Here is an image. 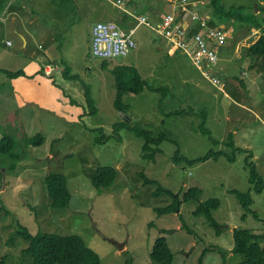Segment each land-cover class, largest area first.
<instances>
[{
    "label": "rangeland",
    "instance_id": "obj_1",
    "mask_svg": "<svg viewBox=\"0 0 264 264\" xmlns=\"http://www.w3.org/2000/svg\"><path fill=\"white\" fill-rule=\"evenodd\" d=\"M7 1L15 6L17 16L7 11L8 6L0 13V21L5 19L13 27L4 30L0 25L4 45H0V70L24 74L11 78L0 72V139L4 134L15 138L20 156L10 170L12 162L7 160L0 175V264L28 263L24 253L28 243L15 229L21 226L33 235H78L98 254L101 264H157L150 259V252L162 235L173 254L172 264H239L243 257L231 251L232 230L264 232V194L251 192L256 219L241 208L231 192L251 188L244 163L250 155L264 180V75H253L248 69L252 59L247 53L253 43L251 36L260 31L237 30L236 23L213 17L211 0H193L201 11L209 13L193 9L200 19L208 17V28L224 26L227 32L216 48L219 60L214 71L220 83L214 85L185 52L175 49V57L168 55L172 46L167 37L150 26L137 27L133 36L137 46L127 56H93L94 24L110 20L124 28L135 24V18L124 13V4L116 6L109 0ZM172 2L173 11L180 12L182 8ZM220 2L226 9L243 6L245 11L264 15V0ZM164 12L162 15L170 13ZM146 18L155 24L158 17L154 21ZM17 30L23 34H16ZM195 30L205 34L199 23ZM44 50L53 62L49 75L35 60V54ZM116 66L134 67L151 85L165 90L125 94L122 103L126 112H120L114 105L112 73ZM236 94L239 99L233 97ZM172 110L189 114L165 115ZM199 110L207 112L204 131H196L201 123L195 114ZM119 121L148 129L153 135L163 134L158 153L144 158L143 138L127 129L115 132L113 125ZM207 131L222 144H213ZM101 132L111 138L96 144ZM230 133L234 145L245 150L236 154L233 163L223 157L197 163L174 160L176 152L189 161L209 150L230 153L225 144ZM37 134L43 136L40 144L24 143L25 138ZM100 166L114 167L117 176L108 189L98 193L88 174ZM51 173L67 179L71 200L65 208L50 205L45 178ZM140 174L156 183H144ZM194 187L201 191L196 200L182 202L174 213L157 214L156 209L173 202L165 194L153 196L158 188L172 191L182 201L183 194ZM208 199L220 202L213 211L220 235L204 215L193 214L197 205ZM162 230L173 232L162 234Z\"/></svg>",
    "mask_w": 264,
    "mask_h": 264
},
{
    "label": "trees",
    "instance_id": "obj_2",
    "mask_svg": "<svg viewBox=\"0 0 264 264\" xmlns=\"http://www.w3.org/2000/svg\"><path fill=\"white\" fill-rule=\"evenodd\" d=\"M8 4L7 0L0 1V13ZM211 12L213 17L219 21H231L236 23V29H245L249 33L253 28L260 29L261 33L258 38L247 48V53L252 60L248 69L251 70L253 75L262 74L264 75V18L260 14L245 11V7L232 6L228 9L220 2V0H211ZM257 9V8H256ZM260 10V9H257ZM212 16V15H211ZM161 20V19H160ZM119 25V24H118ZM121 26V25H120ZM123 27V26H122ZM133 27V26H132ZM124 28V27H123ZM127 28V26H125ZM5 73L8 77L15 78L23 75L22 71L8 72L0 70ZM115 87H116V98L115 107L120 112L125 113L126 105L122 103V98L125 94H140L144 90L151 92H163L165 87L153 86L147 80H145L134 67L130 66H116L113 69ZM215 75V74H214ZM219 76V75H218ZM264 79V76H263ZM242 86L246 85L240 81ZM167 90V89H166ZM190 114L194 113V110H188ZM179 115L189 114L185 110H172L165 113V115ZM198 115L201 123L197 127L200 130H205L203 123L206 121L207 112L205 110H199L195 113ZM120 129H127L134 132L138 137H142L144 143L142 150L144 158L153 157L158 153L157 146L164 139L163 134L153 135L151 131L144 128H137L125 121H119L113 125V130L118 132ZM101 131V129H99ZM207 130V129H206ZM209 132V133H208ZM210 135V131H207ZM111 137L105 136L102 132L100 136L95 138L96 144H104ZM120 139V136H118ZM227 147L231 150L228 153L226 150H209L203 157L189 161L185 157H178L176 152L174 160H185L187 163H197L207 161L208 159L218 160L221 157L225 158L227 162L233 163L235 161L236 154L243 153L245 150L234 145L233 134L230 133L227 136ZM210 140L213 144H222L219 140H214L210 135ZM43 141V136L37 134L30 138H25L24 143L29 145H38ZM17 142L16 139L9 135H3L0 139V156L2 158L0 163V175L2 168L7 164V160L12 163L9 164V170L15 167V162L20 159L19 153L16 151ZM251 155L244 158L245 167L248 169V182L251 188L247 192H240L238 190H232L231 192L236 196L239 204L243 210L252 213L254 218L258 219V214L251 210L253 205L252 193L264 194V180L258 173L256 165L251 161ZM117 176V170L111 166H100L94 170L93 173L88 174V178L92 186L101 193L103 189H108L115 181ZM144 178V183H156L154 180L145 178L144 174H140ZM46 190L50 199V205L52 208L61 209L68 206L71 200V193L67 187V179L60 173H51L45 178ZM200 189L194 187L189 188L184 194L182 201L179 200L172 191L158 188L152 193L153 196L157 197L161 194L168 195L173 198L171 205H168L161 209H156L158 215H165L176 212L182 202H188L190 200H196L200 194ZM264 196V195H263ZM220 202L217 199H208L205 202H200L194 210V215H204L207 222L216 229V234L220 235L221 226L213 217V211L217 210ZM243 219L245 215L242 216ZM17 233L21 236L24 241L28 243V247L24 250L27 254V264H101L100 258L96 252L89 248L84 240L78 235H59V234H48L38 232L31 234L27 228L16 227ZM187 230L191 232L188 228ZM173 231L162 230V234L172 233ZM233 239L234 247L231 250L233 253L243 257V260L239 264H264V232L253 231L250 229H237L234 228ZM13 243V240L11 239ZM29 257V258H28ZM150 259L157 264H172L173 254L169 249L165 236H160L154 242L151 252ZM126 264H131L127 261Z\"/></svg>",
    "mask_w": 264,
    "mask_h": 264
},
{
    "label": "built area",
    "instance_id": "obj_3",
    "mask_svg": "<svg viewBox=\"0 0 264 264\" xmlns=\"http://www.w3.org/2000/svg\"><path fill=\"white\" fill-rule=\"evenodd\" d=\"M116 6L124 4L122 0H109ZM181 7L189 5L190 0H175ZM174 15L172 13L163 15L161 20L163 25L151 26L161 35L167 37L175 45V47L185 52L193 62V64L199 68L202 75L207 80L211 81L214 85L220 83V80L211 71V68L216 65L218 55L216 53V45L222 42L225 34L221 31V28H208L207 18L200 19L197 12L190 11L189 19L183 21L182 25L170 29L173 24ZM136 26L123 29L115 22H97L92 29V54L102 59L127 56L130 52L134 51L137 44L133 39L134 33L137 27L145 25L150 26V22L145 16L136 17ZM200 24L205 34L196 33L189 34L186 32V28L195 27L196 24ZM181 36L175 38L176 36ZM10 41H6V45H10Z\"/></svg>",
    "mask_w": 264,
    "mask_h": 264
},
{
    "label": "crops",
    "instance_id": "obj_4",
    "mask_svg": "<svg viewBox=\"0 0 264 264\" xmlns=\"http://www.w3.org/2000/svg\"><path fill=\"white\" fill-rule=\"evenodd\" d=\"M172 1H174V0H125V2L123 1L124 4L126 3L125 5H123L124 6V13L127 14V15H130V16H133L135 18V24L134 25H129L127 28H123L120 25L119 26L121 28H123V29H126V30L129 29V28H132V26L133 27L136 26V24H137L136 16L149 17V18H152L153 21L155 20L153 18L158 17L155 20L156 21L155 24H158L159 21H160V19H161V17L163 16L162 14L166 13V12H164V10H168V12L173 13L174 16H176V17L181 16V21L182 22L183 21H187L189 19L188 18V10L185 7H181L182 9L180 10V12H178V13L177 12H174L173 9H172V6H171V3H173ZM190 2L192 4L191 5L192 6V9H195L197 11L200 10V8L197 7V4L192 3V2H194L193 0H190ZM6 6H8L7 7V11L10 10V11H12L14 13L15 16H17V14L15 13V10H14V7L15 6H12V4L6 5ZM135 10L140 11V13H137ZM201 12L209 15V13L207 12V10H204V11H201ZM255 12H259V10L256 9ZM0 25L4 28V30H6V29H12L13 30V27L8 22L6 23V20L5 19H4V23H2L0 21ZM151 29H153V28H151ZM257 30L260 31V29H257ZM19 32L20 31L17 30L16 34H18ZM20 33L23 34V32H20ZM260 33H261V31L258 32V34H255V36H251V38H252L251 43L254 42L258 38V36H259ZM45 36H47V32L45 33ZM14 37H15V35H14ZM9 40H11V39H9ZM167 40L169 41V44L172 46V47L169 46V48H168L169 50H168L167 53H168V55L172 54V57H175L176 56L175 49H177V48L171 42V40H169L168 38H167ZM11 41L13 42V40H11ZM0 45H2L4 47V45L2 44V41H0ZM26 45H27V42H26ZM178 51H180V50H178ZM33 54L34 53H32V55ZM35 60L37 61L38 65H40L41 67H43L44 69H46V74L49 75L48 73H49L50 69L53 68V62L51 61L52 60V57L49 55L48 50H44L43 53L42 54H39V55L35 54ZM243 74H244V76H246L247 73L246 72H243ZM233 97L239 99V95L238 94L234 95Z\"/></svg>",
    "mask_w": 264,
    "mask_h": 264
},
{
    "label": "bare ground",
    "instance_id": "obj_5",
    "mask_svg": "<svg viewBox=\"0 0 264 264\" xmlns=\"http://www.w3.org/2000/svg\"><path fill=\"white\" fill-rule=\"evenodd\" d=\"M178 4V3H177ZM179 5V4H178ZM181 7V6H180ZM187 10H188V18H189V13H190V11H192L193 9H192V7L190 6V5H188V6H186L185 7ZM167 14H169V13H167ZM166 15V14H165ZM178 18H179V16L178 17H176V16H174L173 17V20H174V22H173V24L170 26V29H174L175 27H177V26H179V25H182V21H178ZM148 20V19H147ZM149 21V20H148ZM102 22H114V21H102ZM150 22V21H149ZM95 25V24H94ZM94 25H93V27H94ZM160 25H163V22H162V20H160L159 21V23L158 24H152L151 22H150V27L151 26H155V27H157V26H160ZM93 27H92V29H93ZM221 31L225 34V37H224V39H223V41L225 40V38H226V35H227V32L225 31V29H224V26H221ZM186 32H188L189 34H196L197 32H196V30H195V27H188V28H186ZM91 33H92V31H91ZM178 37H180L181 38V36H176V37H174V39L175 38H178ZM222 41V42H223ZM222 42H219L218 44H217V46H216V48L218 47V45L220 44V43H222ZM216 48H215V50H216ZM91 49H92V43H91ZM216 53H217V55H219V52L216 50ZM94 56V55H93ZM219 57V56H218ZM106 59H112V58H106ZM219 60V59H218ZM214 69H215V67L213 66L212 68H211V71L215 74V76L219 79V76L216 74V72L214 71Z\"/></svg>",
    "mask_w": 264,
    "mask_h": 264
},
{
    "label": "water",
    "instance_id": "obj_6",
    "mask_svg": "<svg viewBox=\"0 0 264 264\" xmlns=\"http://www.w3.org/2000/svg\"><path fill=\"white\" fill-rule=\"evenodd\" d=\"M114 245H116L119 249H121L122 248V244H118L117 242H114V241H111Z\"/></svg>",
    "mask_w": 264,
    "mask_h": 264
},
{
    "label": "clouds",
    "instance_id": "obj_7",
    "mask_svg": "<svg viewBox=\"0 0 264 264\" xmlns=\"http://www.w3.org/2000/svg\"><path fill=\"white\" fill-rule=\"evenodd\" d=\"M125 5V4H124ZM123 9H124V6H123Z\"/></svg>",
    "mask_w": 264,
    "mask_h": 264
}]
</instances>
